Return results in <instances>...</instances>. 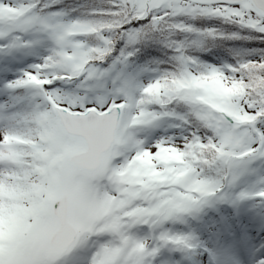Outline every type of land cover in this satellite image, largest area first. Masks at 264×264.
<instances>
[{"label":"snow or ice","instance_id":"1","mask_svg":"<svg viewBox=\"0 0 264 264\" xmlns=\"http://www.w3.org/2000/svg\"><path fill=\"white\" fill-rule=\"evenodd\" d=\"M0 264H264V0H0Z\"/></svg>","mask_w":264,"mask_h":264}]
</instances>
